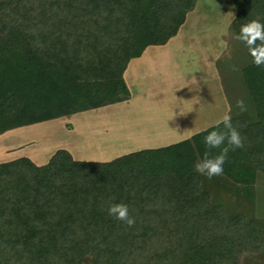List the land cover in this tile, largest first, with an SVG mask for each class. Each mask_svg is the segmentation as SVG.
<instances>
[{"label": "trees", "instance_id": "16d2710c", "mask_svg": "<svg viewBox=\"0 0 264 264\" xmlns=\"http://www.w3.org/2000/svg\"><path fill=\"white\" fill-rule=\"evenodd\" d=\"M232 1L236 37L247 21H264V0ZM196 2L0 0V135L130 99V60L175 36ZM239 42L254 118L234 113L230 100L244 143L229 151L221 175L195 170L205 131L108 161L60 148L41 165L27 156L0 162V264L264 260V219L252 213L264 175V66ZM116 202L129 205L133 225L107 214Z\"/></svg>", "mask_w": 264, "mask_h": 264}, {"label": "rangeland", "instance_id": "374dc122", "mask_svg": "<svg viewBox=\"0 0 264 264\" xmlns=\"http://www.w3.org/2000/svg\"><path fill=\"white\" fill-rule=\"evenodd\" d=\"M235 15L232 0H197L178 34L164 45L149 46L146 58L134 62V71L129 69L130 77L125 80L134 95L131 100L8 130L0 135V162L27 156L41 165L60 148L77 151L80 160L108 161L143 143L130 142V135L140 140L165 133L168 126L177 129L170 133L175 135L183 131L184 120L191 128L214 122L226 111L224 95L216 89L213 77L215 66L228 92L230 110L232 100L234 113H239L238 98L250 102L242 81L247 58L231 30ZM246 111L254 118L252 105ZM255 196L252 213L264 219L262 173L255 183ZM242 262L264 264L263 259L249 254Z\"/></svg>", "mask_w": 264, "mask_h": 264}, {"label": "clouds", "instance_id": "9594fccd", "mask_svg": "<svg viewBox=\"0 0 264 264\" xmlns=\"http://www.w3.org/2000/svg\"><path fill=\"white\" fill-rule=\"evenodd\" d=\"M236 39L245 45L254 65L264 66V21L251 19L242 24ZM237 106L241 112L247 110L243 99L237 101ZM220 125H223V129ZM209 128L212 130L209 131ZM197 131H205L207 134L203 137L205 151L202 159L195 163V170L209 179L221 175L229 151L243 147L244 141L240 131L233 125L228 111H225L214 125ZM217 149L218 152L213 151ZM106 212L113 219L123 221L127 225L135 223V217L130 214L127 203H110Z\"/></svg>", "mask_w": 264, "mask_h": 264}, {"label": "crops", "instance_id": "0c3cea01", "mask_svg": "<svg viewBox=\"0 0 264 264\" xmlns=\"http://www.w3.org/2000/svg\"><path fill=\"white\" fill-rule=\"evenodd\" d=\"M182 27V26H181ZM180 30V29H179ZM179 32V31H178ZM178 34V33H177ZM176 34V35H177ZM174 37V36H173ZM171 39V38H170ZM166 44V43H165ZM164 45V44H163ZM150 46H152V45H150ZM149 47V46H148ZM148 47H146V49L143 51V53L140 55V56H138V57H134V58H132L131 60H130V62H129V64H128V66H127V68H126V70H125V72H124V78H126V77H130L129 76V69L131 68L133 71L135 70V68H136V65L137 64H135L134 62L135 61H137V60H141L142 58H146L145 57V55H147V53H148ZM219 59L218 58H216L215 59V62L217 63V61H218ZM215 69H216V71L214 72V75H213V77H214V79H215V82H216V89L218 88L219 89V92H221L223 95H224V99H225V102H226V111H228L229 113H230V107H229V102H228V98H227V93H226V90H225V87H223V84H222V80H221V76H220V70H218V67L216 68V66H215ZM132 74H133V72H132ZM126 81V83L128 84V81L127 80H125ZM132 81V80H131ZM132 82H134V81H132ZM128 86H129V84H128ZM129 88H130V86H129ZM217 89V90H218ZM134 97V95L132 94V92H131V97H130V99H128V100H126V101H129V100H131L132 98ZM193 120H195L196 122H197V118H193ZM218 120V119H217ZM216 120V121H217ZM216 121H211V122H209V123H207V124H202V126H196V127H194V128H191V126H190V124L191 123H189V122H187V121H183V123L180 125V128L183 130V131H180V133H178V132H176L175 133V135H170V133L171 132H175L174 131V129H176V128H171V126H168L167 128H168V130L164 133V131L163 132H159L158 134H150V136H147V137H145V138H142V139H140L139 140V138H138V140H137V138H134V137H131V135L130 136H128V140L130 141V142H143V143H140V144H138V149L137 150H141V149H146V148H158V147H163V146H167V145H170V144H173V143H168V144H164V145H156L155 146V144H150L149 142H180V141H182V140H185V139H187V138H190V137H192L194 134H196L197 132H199V131H197L198 129H204L206 126H208V125H214L215 124V122ZM171 125V124H170ZM180 129V130H181ZM177 130V129H176ZM174 134V133H173ZM152 135V136H151ZM175 138L176 139H178L179 138V140L178 141H174L175 140ZM137 148V147H136ZM70 149V150H69ZM67 150H69V151H71V153H72V155H73V157L75 158V159H77V156H76V153L75 152H77V151H73L71 148H68ZM137 150H135V151H137ZM131 152H133V151H131ZM80 160V159H79Z\"/></svg>", "mask_w": 264, "mask_h": 264}]
</instances>
